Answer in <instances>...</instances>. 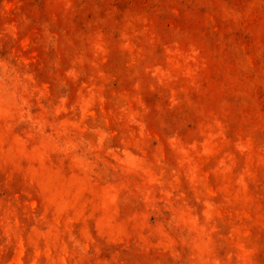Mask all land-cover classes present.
I'll use <instances>...</instances> for the list:
<instances>
[{
	"label": "rangeland",
	"instance_id": "1",
	"mask_svg": "<svg viewBox=\"0 0 264 264\" xmlns=\"http://www.w3.org/2000/svg\"><path fill=\"white\" fill-rule=\"evenodd\" d=\"M0 264H264V0H0Z\"/></svg>",
	"mask_w": 264,
	"mask_h": 264
}]
</instances>
